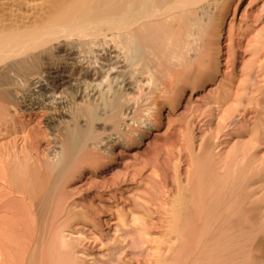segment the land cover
<instances>
[{
  "label": "bare ground",
  "instance_id": "obj_1",
  "mask_svg": "<svg viewBox=\"0 0 264 264\" xmlns=\"http://www.w3.org/2000/svg\"><path fill=\"white\" fill-rule=\"evenodd\" d=\"M232 1L233 0H0V100L4 103L16 104V106L19 105L17 111H15L16 113L15 115L13 114L12 116H10L9 114V115H5V117L4 116L1 117L2 119L4 118V121L7 120L6 122H9V117L8 119H6V116H10L12 122L19 121L20 123H22L21 126H25L26 121L33 122L39 120V117L43 116L42 114L43 111L41 110H43V108L45 107L49 108L50 110V111L47 110V112L49 113L47 112L45 113V114H50V116L49 115L48 117H46V115L44 116L47 118L46 125L55 124L56 120L59 119L57 118V116H59L58 115L59 109L62 108L63 105L62 99H64L65 97L62 98L61 100H56V98L53 100L52 97L49 104H45L42 102V100L37 101L39 98L36 100L35 97H32L33 94H31L35 88H39V91L45 89L43 77H40L41 75L38 76V73L40 72H38L39 71L38 70L37 73L34 68V66L37 64L36 63L34 64L31 60L35 58V56L38 57L40 53L43 54L47 46L52 43L54 44L58 43L59 45H62L64 41L71 42L73 40V42L74 41L79 42L80 46L76 44L77 47L79 46L78 47L79 49L77 47L76 48L74 47L76 46L75 44L73 45V47L77 50L83 48V50L81 49L82 52L80 51L81 53H85L83 52L85 50L86 54L87 53L91 54L93 57H91L92 60L90 61H93L94 58L93 61L94 65L101 64L100 66L98 65L99 67L96 66L93 67L94 69L92 71L94 73H92V71L90 72L89 70H85L86 72L84 73L87 79L88 77H96L97 75L100 77L101 75L103 76V78L101 77L102 80L100 79L101 82L98 80L99 81L98 84L97 82H95L97 84L96 86L94 87L91 86L92 88L90 90L87 89L89 90L87 93L84 92V95L86 94L85 96L88 97L90 100L93 97L96 98L95 95H97V93L101 94L102 89L103 91H105L104 88L100 86H102L103 83L107 84L111 72H115V74L118 73V71L124 72L126 68H130V69L132 68L133 70L135 69V67H137L138 64H143L138 66H143V67L145 66L148 72H151L150 71L151 69L157 70L161 66L162 67L164 66L166 68H169V70H166V72L170 71L169 74L168 73L167 74L169 76H172L173 78L169 76L167 77L173 80V84L177 85L180 82H184L183 85L179 84L182 86L178 85L180 87L178 91L179 93L176 91L174 85H173L175 88V90L173 88L174 91H172L171 88L170 91H168L167 89V92H165L166 90L162 88L163 91H160V93L158 92L159 93L158 95H156L157 94L156 92H155L156 94L152 92L154 95L157 96V97L155 96V98L153 99L155 102L153 103L156 106L153 109L157 110L156 113L159 114L149 122H147L146 120V124L142 126L143 131L134 128L137 120L136 119L137 113L135 110L136 108H133L134 106L131 105L132 102L130 101L122 102V98H126L125 96L129 94L128 91L131 88V86L127 83L126 87L124 85V89L120 88L122 92H120V90L118 91L119 93L117 95L119 97L114 102V107H115L114 115L110 117V119L112 118L111 120H108L109 122L112 121L110 131L114 132L113 134L115 135L111 133L110 134L116 137H113L110 134L106 136V138L100 137L99 135L95 134L96 132L92 131L93 130L91 129L92 126H89L88 130L87 131L85 130V132H83L84 129L78 130L79 128V127L77 128L78 125L76 127L75 126L71 127L72 126L71 124L70 126L67 124L64 125L65 124L64 123L63 124L64 128L63 127H62L63 129L61 128L63 139L61 141L57 140L60 137L58 135L59 134L58 132L57 134L52 132L54 134L52 135L50 134L52 138H49L51 142L53 139L55 141V142L53 141V143L54 144L56 143L55 145L52 143V145L57 146V144H60L57 146L59 147V150L56 148L55 150L53 148L54 150L53 149L52 150L55 153L52 154V157L49 155L50 157H46L47 159H43L44 161L43 162L41 161L42 163L40 162V159H42L40 158V156L43 150L40 153L39 159L37 158L38 156L32 154L37 152L38 154L36 153V155H39L40 152L39 150H41V149L38 150V147H40L38 146L40 140L37 139L38 137L40 138L39 136L40 134L38 133L35 134L33 132L34 131L33 129H32L33 131L29 130L28 132H26L28 133V136L26 135L24 137L25 142L23 143H25V145L23 144L24 146L22 148L18 149L14 143L13 145L11 144L12 147L6 148L5 150L3 149L4 152L0 148L1 149L0 150V180L3 182L2 185L4 187L3 189L6 190V192L2 194L3 196L0 197V211L5 210L3 212L12 215L14 218L18 216L17 220L20 217L19 223L18 222L16 223H18V227L20 226L22 227V229H24L25 227L24 232L22 231L24 233L23 237H25V239L23 238L22 239L23 242L24 241L26 242L23 243L22 252H21L22 254H24V258L22 259L23 262L20 261L19 264L21 263L22 264H83L84 263V262L81 263L82 261L79 262L78 256L81 254L78 253L81 251L78 249V243L80 240L77 236H75L76 230L75 232L74 230H71V226L74 225L73 223H76L75 221H77V217L80 216V214H82L83 216L89 214H87L86 209L84 207L82 209V206H80L78 200L76 199L78 192L76 189H74L75 178L77 176H80L86 169L91 170V172H97L99 168L103 167V169H101L103 171L113 163L119 166L120 160H121L120 162V166H121L123 162L122 161L123 157L120 156L122 154L127 153L126 152L127 150L133 148H137L136 152H140L138 148H141V146L145 144V140L150 137L149 134H154V131H156L157 133V131L159 130L161 126L160 124L162 122V121L160 122L159 115L163 103L160 101L164 99L169 100L168 102H166L165 100V102L169 104V109L167 113L169 115L170 113L174 112L175 108L178 105L179 106L181 105L182 100L185 98V95L187 94L185 93L186 91L185 87L190 85L191 88L192 87L195 88V85L197 84L198 81L197 77L200 75L197 72L199 68L196 67L194 73L192 71L194 69V65L197 64V66H199L198 62L196 61L200 62V60H202L200 58L201 57L200 55L203 56V54L206 51L204 50L205 52L202 53L203 51L201 52L200 48H202L203 46L198 48V46H196L195 43H197L196 39H198L199 37H204V35L208 31L209 26H212L210 24L211 20L213 19L212 13L218 14L219 16L218 18H220L221 20V23L220 22L218 23H219V27L221 28L219 30L217 28L218 33L216 34L217 35L216 50L213 49L215 52L214 53L215 57L213 58L215 59L214 61L215 65L213 66L214 67L213 70L212 71L210 70V73L208 72V76H209L208 80H210L211 82L218 80V74L220 71L219 66H220L221 50H222L220 43V36L222 35L221 32L223 31L224 24L230 13L228 5L232 3ZM236 9L237 6L235 7L234 16H236ZM258 20L259 18L258 19L256 18L255 24L257 23L256 21ZM67 43H65V45ZM70 44L71 43H69V45ZM202 44L204 45V43ZM191 53L195 54V56L192 55ZM207 54L206 57H208ZM197 58H199L200 60L199 59L196 60ZM151 63H153L154 65L153 64L151 65ZM151 66H153L154 68H151ZM199 67L202 68V66ZM122 68L125 69L120 70ZM202 69L204 70V68ZM103 73L105 74L103 75ZM81 75L84 78L83 73ZM123 75L125 74L123 73ZM131 75H134V73ZM151 80L153 79L151 78ZM113 81H115L114 78ZM170 82L172 83V81ZM72 83L75 84V81ZM92 83L94 84L93 81ZM14 85L16 86L21 85L22 87L24 86L26 87L25 92H23L24 88L21 87L22 90L20 89V87L18 88L22 91L21 94L22 96L20 95L21 103H19L20 99H17L19 101L17 102L16 98H13L15 97V95L12 92V86ZM128 85L129 87L127 88ZM157 86L156 85L154 86L156 87L155 89L158 88ZM159 88L157 89L158 91ZM37 93L36 95H38ZM44 94L43 95L39 94V95L44 96ZM79 96H82L81 91ZM85 96H82V98H84ZM159 98L160 99L162 98V100L158 101ZM47 100L49 101V99ZM80 100L81 99L77 101L78 104H75L76 106L75 110H77L76 112L79 115L83 114V116L84 114L85 115L89 114L88 116L90 118L91 116L95 118L96 111L92 108L93 105L91 106V104L93 103L92 102L93 99L91 100L92 103L90 105H86L87 98H86V103L83 102V104L80 103ZM81 101H83V99ZM38 104L39 106L36 107V105ZM71 105L73 106V104ZM64 112H66V110L63 111L62 114L67 116L68 112L67 113ZM76 112L74 111L73 113ZM62 116L63 115L60 116V119ZM44 117H42V119ZM59 122L58 124H60ZM143 123L145 122H142V124ZM33 128L35 129L37 127H33ZM32 132L37 136V138L32 136ZM29 139H31V141ZM33 140L35 145L32 144L31 146L30 144H28L31 143ZM146 143L148 144L149 142ZM28 146L30 147L29 148L30 150H27L26 152V148H28ZM32 147L34 148V150H32L33 149ZM103 152H105L106 158L108 159H105ZM20 153L25 154L24 155L25 157L30 156V158L32 157L36 158L33 159L34 161H32L33 166L31 163H30L31 166L29 164L27 165L26 162L30 159L27 158L28 160H26V162L22 161L23 163L22 162L21 163L24 164L25 166L27 165L28 169L24 165H20V163H18V166L20 165V167H17V165L16 166L14 165L15 167H12L13 166V164H11L12 161L14 160L15 162L17 158L19 159L22 157V155L20 157ZM101 153L103 154L105 161H103L104 159L101 158L102 157ZM90 154H91L90 157L93 156L92 158H90L91 163L84 165V161L81 159L86 160V158H88ZM99 154L101 157H99ZM37 162L41 164L40 165L41 167H39ZM37 165L38 168H34L37 167ZM106 165L108 166L106 167ZM21 166H23L22 168L24 169H22ZM113 166L115 167V165ZM39 168H42V171L39 170L41 173L38 177V175L36 174L37 171L34 169L38 170ZM117 170L118 171L121 170V172L117 174L115 173L116 176H114V180L112 179L113 185L115 186H118L119 184L122 183V181L119 179L124 174V173L122 174V169H117ZM80 171L81 173L80 175H78V172ZM215 172L212 173L215 174ZM209 174H211V171ZM36 177H38V179ZM213 179H208V181L206 182L207 188L206 187L204 188L205 193L201 192L203 195H201L202 197L201 199H199L201 201L198 204H196L197 206L194 205L195 198L193 197V193H191L192 197L186 194L188 195L189 199L186 195H185L186 197H183L184 192L182 193V195L179 194L181 195V197H178L180 198V200L178 199L177 200L180 202L178 203L176 200L174 204L170 202L172 204L171 208H168L167 206L169 205L166 204L164 201V204L167 205V206L164 205L165 207H167V212H168L167 217L170 218V221L171 220L174 221V219H177L179 223L181 222V224H179L180 227H178V229L182 230L183 231L182 233L186 232L187 230L189 231V229L195 231V232L193 231L194 233L191 231L190 232L196 234V237H194V239L197 238L196 239L197 242L194 241V243L196 244L194 246H191L193 245L191 244L190 245L191 248L188 247L190 251L189 254H187L189 258H188V262L186 263L187 264H246L247 259L245 258H250L254 251H258L261 253L259 254L260 256L258 255L259 261L260 259L264 260V214L262 212L264 211L262 210L264 206H260L256 204L257 202L255 203L253 201L254 202L253 203L251 202L252 200H250V202L253 203L255 207L250 208L253 204L252 205L250 204L251 206L249 205L250 206L249 208H247L248 205H246V207H243L244 204L243 202L246 201L245 202L246 204L247 199L249 198L244 196L243 197L244 199H242V197H239L242 200H237L236 198L231 197L234 196L233 194L232 195L230 194L228 197H226V195H228L229 192L225 193V191L227 190L222 188V185L220 183L218 182L215 183V179H216L215 175ZM215 184H217V186ZM218 184H220L221 186ZM227 184H225L226 187ZM204 186L206 185L204 184ZM181 188L182 190L184 189L183 187ZM181 188L179 187V189ZM115 189H121V187L119 188L118 186V188L116 187ZM179 189H177L178 191L177 193L182 192L179 191ZM170 191L176 192V189L175 191L174 190H170ZM253 193L254 191L251 194L250 193L249 194L253 197L252 195ZM11 194H16V196L14 195L13 197H15L17 200H19L22 203V205L20 204L21 206L18 205L19 207H17L15 204H10L15 200V198L14 200L8 198L9 195L11 196ZM110 194L112 193L110 192ZM247 194L248 193H246V195ZM155 195L157 196V194ZM113 197L116 200L117 198L116 194L113 195ZM160 199L161 198H159V200ZM240 201H242L243 204ZM239 202L241 205L239 204ZM259 202L261 203V201ZM10 205H15L18 209L17 208L13 209L14 207H10ZM119 205H122V203H118V206ZM256 205H258L259 207ZM158 206H162V205L159 204ZM140 207H141V202H139L138 199L137 200L135 199L134 204H132V206L130 205L131 209L128 207L125 208L121 207V210H119L120 211L119 215L121 216L120 219L122 220L121 222L123 223V226H119L118 229L119 232L120 230L123 232L122 233L123 235L122 234L121 235L122 237L124 236V239L127 238L126 236L127 234L128 236L129 234L132 235L136 234V237L137 236L139 237L138 240H140L142 244L139 243L136 237L134 236L133 238L130 239L131 242L130 244L133 243L132 245H135L133 247L137 249L141 247L140 249L143 252L142 247L145 245L144 243H150L151 239L147 240L149 238L144 237L145 234L147 235L150 233L149 231H145V229L147 228L144 227L146 222L145 219L141 217V215L143 216V214L145 213H140ZM146 209H148L147 211L150 213L148 217H150L151 216L150 208H146ZM98 212L100 211H97V213ZM29 216L32 219L31 221L28 220ZM87 217L88 216H86L85 219ZM102 220L103 219L101 218L95 220L94 222L91 220L94 228L100 226ZM149 221L152 222V223L150 222L148 223L150 224V226H154V225L156 226L157 223H153V221L155 220L152 221L151 219ZM173 221L171 222L173 223ZM8 222L9 221H7V223ZM171 222L169 223L171 224ZM171 226L173 227L174 225ZM174 228L177 229L176 227ZM67 231L69 232L68 234ZM183 235L186 236L185 234ZM188 236L190 238V234ZM111 239L113 241L116 238L114 239L113 237H111L110 240ZM136 241L139 243V245H137ZM191 241L193 240H190L189 243H191ZM172 246L174 245L172 244L170 246V249H173ZM113 247L114 249L111 248V250L113 251L112 254L115 256L120 253L121 249H123V246L122 248L120 246H113ZM141 251L139 250V252ZM174 251H175V246H174ZM183 252L185 253V251ZM109 253H111V251ZM255 256L257 257V253L255 254ZM112 257L110 255L109 258ZM101 260L99 261L97 260L99 264L107 263L105 262L107 259L105 261H101ZM162 261L167 262L165 260ZM263 262L262 264H264Z\"/></svg>",
  "mask_w": 264,
  "mask_h": 264
},
{
  "label": "rangeland",
  "instance_id": "obj_2",
  "mask_svg": "<svg viewBox=\"0 0 264 264\" xmlns=\"http://www.w3.org/2000/svg\"><path fill=\"white\" fill-rule=\"evenodd\" d=\"M228 6L230 13L224 24L223 31L221 32L222 35L224 36L222 35L220 36V43L222 50H221V58H220V66H219L220 71L218 74V80L214 82L208 80L209 78L208 72L210 73V70L212 71L214 68L213 66L215 65L214 64L215 59L213 58L215 57L214 50H216V42H217L216 34L218 33L217 28L218 30L221 28L219 27V23H218V22L221 23L220 18H218L219 17L218 14L212 13L213 19L212 16H211L212 20L210 19L211 20L210 24L212 26H209L208 31L205 34L206 36L204 35V37H199L198 39H196L197 43H195L196 46H198V48L203 46L202 48H200L201 52L203 51L202 53L206 51L203 54V56L200 55L201 56L200 58L202 60H200L199 58L196 59V60L198 59L200 60V62L199 61L196 62H198L199 66H202L204 70L201 67L197 66V64L194 65V69L192 71L193 73L195 72L196 67H198L199 70L202 69L200 71L199 70L197 71L200 74L197 77L199 82L197 81L195 88L194 87L191 88L190 85L185 87L186 90L185 93L187 94L185 95V98L182 100L181 105L180 106L178 105L175 108L174 112L170 113L169 115L167 114L169 109V104L166 103L169 100L164 98H163L164 100H162V98L161 99L159 98L158 101L162 100L160 102H163L159 115L160 122L162 121L159 130L157 131V133L156 131H154V134H149L150 137L145 140V144L141 146V148H138L140 152H136L137 148H133L127 150L126 151L127 153L122 154L120 156L123 157L122 160L123 162L121 166H120V162H121L120 160L119 166H117V164L114 163L110 166L106 165V167L107 166L108 167L103 171L101 170L103 169L102 167L99 168L97 172H91V170L86 169L84 171L85 173L84 172L82 173L83 175L82 174L80 175L81 171L78 172V175L80 176H77L74 181V189H76L78 192L76 199L78 200L80 206H82V209L84 207L86 209L87 214L90 215V216L86 215L88 216L87 217L89 219L88 220L87 218L85 219L86 216L80 214V216L77 217V221H75L76 223H73L75 226L74 225L71 226V230H74V232L76 230L75 236H77L80 240L78 243V249L81 251L78 253L81 254L78 256L79 262L82 261L81 263L84 262L83 264H99L98 262L99 260L102 259L101 261H105L107 259L105 261L107 262L106 264H116V263L117 264H139V263L140 264L141 263L142 264H184V263L187 264L186 262H188V258H189L187 254H189L190 251L189 248H191V246H194L196 244L194 243V241L197 242L196 240L197 238L194 239V237H196V234H193L195 231L193 230L194 231L193 232L192 230L189 229V231L188 230L186 231L189 233L186 232L182 233L183 231L178 229V227H180L179 224H181V222L179 223L177 219H174V221L171 220L173 221L172 223L170 221V218L167 217L168 214L167 207L171 208L172 207L171 205L174 204L175 200L179 203L180 201L178 200H180V198L178 197H181L183 192H184L183 197L186 196L188 197V195L192 197L191 193H193V197L195 198L194 205L198 204L201 201L199 199H201L202 197L201 195H203L202 193L203 192L205 193L204 188L205 187L207 188L206 182L208 181V179H213L214 175L218 180L217 181L215 179V183L216 182L220 183L222 185V188L227 190L225 191L223 189L225 193L229 192V194L226 195V197H228L230 194L231 195L233 194L234 196L231 197L232 198L234 197L237 200L244 199L243 198L244 196L249 198L247 199L246 204H245L246 201L243 202L245 205L242 203V201H240L243 204V207H246V205H248L247 208H249L254 202L255 203L257 202L256 204L260 206H264V10H263L264 0H233L232 3H230ZM236 6H237L236 16H234V11ZM256 18L257 19L259 18V20L256 21L257 23L255 24ZM67 42L71 43L72 46L71 44L69 45V43ZM65 43L67 44L65 45ZM202 43H204V45ZM74 44L79 45V42H75V41L73 42V40L71 42L64 41L62 45H59L58 43L55 44L52 43L47 46L48 49L46 48L47 51L45 49L43 54L40 53L38 57L36 56L35 58L32 57L35 60V62L33 59L31 60L34 64L35 63L37 64L35 65L36 67L34 66L35 71L37 72L39 70L38 72L40 73L37 72L38 76L41 75L40 77H43L44 80L43 82L45 84V89L42 91H39V88H35L34 91H32L31 93L33 94L32 97H35L36 100L39 98L37 101L42 100V102L45 104H49L52 97L53 100L55 98L56 100H61L62 98L65 97L64 98L65 101L64 99H62L63 105L61 104L63 109L62 108L59 109V114H58L59 116H57V118L60 119V116L63 115L64 118L62 116L60 120L57 119L55 122L56 125L55 124L46 125L47 124L46 117H48V115L50 116V114H45V113L47 112V110L48 111L50 110L49 108L45 107L43 108V110H41L43 111L42 112L43 116L39 117V120L41 122L39 120H37L39 122L26 121L27 120L26 119L25 120L26 127L21 126L22 123H20L19 121L12 122L10 119V116L16 114L15 111H17L19 105L16 106V104L4 103L0 100L1 101L0 103L2 104V107L0 104L1 107L0 108V148L2 150L12 147L13 143L16 145L18 149L22 148L25 145V143H23L25 142L24 137L26 135L28 136V133L26 132L33 129L34 131L33 130L32 131L35 134L36 133L40 134L39 135L40 138L39 137L37 138V136L32 132V136L40 140V142L38 143V146H40L38 147V150L39 149L41 150H39L40 152L38 151L39 155H36L37 152L35 151L37 150L33 151L35 153L32 154L38 156L37 158L39 159L40 153L43 150L40 156V158H42L40 159V162L41 161L43 162L44 161L43 159H47L46 157H50V156L52 157V154L55 153L53 152L55 148L59 150V147L57 146L60 144L54 146L56 143L55 144L53 143L54 141L53 139L51 142L49 138H52L51 135L54 133L57 134L58 132L59 133L58 135L60 137L57 136L59 137L57 140L61 141L63 139L61 130L64 128V125L66 124L67 125L71 124L72 125V126L70 125L71 127L73 126L76 127L78 125L77 126V128L79 127L78 130L84 129L83 132H85V130L87 131L89 126H92L91 129H93L92 131L96 132L95 133L96 135L106 138V136H108L110 133L111 134L114 133L110 131L112 121L109 122L108 120H111L112 118L110 119V117L114 115L115 112L114 102L119 97L117 95L119 93L118 91L120 90V92H122L121 89H124V85L126 87L127 83L131 86L130 90L128 91L129 94L125 96L128 100L126 98H122V102L123 101L132 102V104L131 103L130 104L134 106L133 108H136L135 109L137 113L136 119L138 120V121L136 120V124L134 128L143 131L142 126L146 124V120L147 122H149L159 114L156 113L157 110L153 109L156 107L154 105L155 102L153 100L155 96L158 95L160 91H163L162 88L166 90L165 92H167V89L168 91H170L172 88V91H174L176 88V91L178 92L180 89L179 86H182L184 83V82L179 83L182 85L173 84V80L169 78V77L171 78L173 77L168 75L170 71L166 72V70H169V68L161 66L162 67L161 69V67L159 66L160 68H158L157 70L151 69L150 70L151 72H148L145 66L144 67L138 66L143 64H138L137 67H135V69L137 68L136 69L137 71L135 69L132 70V68L131 69L126 68L127 71L125 70L124 72L118 71V73L116 74L115 72H111L109 80L111 77L112 78L110 82L108 80L107 84L103 83L102 86H100L104 88L105 91H103V89L101 88L102 89L101 94L97 93V95H99L100 97L95 95L96 98L95 97L91 98V100L93 99L92 100L93 103H92L91 100L85 96L86 94L84 95V92L87 93L92 87L96 86L99 83V81L101 82L103 76L101 75L102 77L101 78L100 76L97 75L96 77H88L87 79L84 73L86 72L85 70H89L91 72L94 69L93 68L94 66L99 67L101 64L94 65L93 64L94 58L93 61H90L92 60L91 57L93 56L88 53L86 54L85 50L83 51L85 53H81L82 52L81 49L83 50V48L77 50L75 49L77 45L74 46L75 47L74 48L73 47ZM193 53L191 54L195 56V54ZM206 54L208 55V57H206ZM152 64L153 63H151V65ZM151 68L154 67L151 66ZM124 69L125 68H122L120 70H124ZM131 71L134 73V75H131L133 74ZM82 73L84 78L81 75ZM92 73L94 72L92 71ZM123 73L125 75H123ZM104 74L105 73H103V75ZM150 76L153 80H151ZM79 78L81 79V81ZM113 78L115 81H113ZM169 79L170 81H172V83L169 81ZM74 81L75 84L72 83ZM92 81L94 82L95 85L92 83ZM95 82H97V84ZM154 84L156 86L158 85L157 87L158 88L160 87L161 90L160 88L159 91L157 90L158 88L155 89L156 87H154L155 86ZM129 85L127 86V88L129 87ZM173 85L175 86V88ZM19 87L21 90L22 88H24L23 92L26 91L25 86L24 87H22L21 85L12 86V92L15 95V97L13 96L12 97L16 98V100L20 99V97L22 96L21 95L22 91L18 89ZM85 89L86 90L89 89V90L86 91ZM80 91L82 92V96H85L87 98L86 105H90L92 103L91 106L93 105L92 108L96 111L95 118L91 115L90 118L88 116L89 114L86 115L84 114V116L83 114L82 115L80 114L81 115L80 116L76 112L77 110H75L76 107L75 104H78L77 101H79V99L81 100L83 99V101L80 100L81 104H83V102L86 103V98L84 97L85 98L84 99L82 98V96H79ZM150 92L151 93L156 92L157 94L155 93L156 95H154L153 93L151 94ZM36 93L38 95H36ZM44 93H46L47 96ZM39 94L42 95L44 94L45 97ZM40 96L41 98L42 97L44 98L41 99ZM78 96L81 98H79ZM47 99H49V101ZM19 101L17 100V102L21 103V99ZM71 104H73L74 107ZM38 106L39 104L36 105V107ZM65 110L66 112L64 113L68 112L67 116L62 114V112ZM74 111L76 113H73ZM9 114L10 116H6V119H8L9 117V122H6L7 120L4 121V118L3 119L1 118ZM45 115L46 117H44ZM42 117L44 118L42 119ZM57 121L58 122L60 121L59 122L60 124H58ZM66 121L69 123H67ZM142 122L145 123L142 124ZM33 127H37L35 128L36 131ZM31 139L29 140L31 141ZM32 142L28 144H30L31 146L32 144L35 145L34 140ZM146 142H149L148 144L150 146ZM52 143L54 145H52ZM29 146L28 148H26V152L27 150H30ZM32 150H34V148ZM135 152L138 154H136ZM22 153H20V157L22 155V157L19 158L20 160L18 158L16 159L17 162L15 160L17 164L14 162V160L13 161L11 160L12 161L11 164H13L12 167H15L16 165L17 167H20V165H24L22 164L23 162H26V160H28L27 158H30V156L25 157L24 156L25 154ZM103 154L105 159H108L106 158L105 152H103ZM103 154L101 153L102 157L99 154V157H101L102 159H104ZM90 156L91 154L89 155L88 158H86V160L81 159L84 161V165L91 163L90 158H92L93 156L92 157ZM33 159L36 158L33 157L30 158L28 160L29 163L28 161L26 162L27 165L28 164L30 165V163L32 164V161H34ZM105 159L103 161H105ZM18 163H20L19 166ZM27 165L24 166L27 168ZM38 165L39 167H41L40 166L41 164L38 163ZM38 165L37 167L34 168H38ZM113 165H115V167ZM22 167L23 166H21V168ZM116 168L122 169V174L124 173L119 179L122 181V183L118 185L119 188L121 187V189H115L116 187L118 188V186L113 185L114 176H116L115 173L117 174L121 172V170L118 171ZM34 170L37 171L36 174L39 177L42 168H39L38 170L37 169ZM210 171L211 174L213 175L209 174ZM212 172H215V174ZM38 177L36 178L38 179ZM221 182L224 183L222 184ZM204 184L206 186H204ZM225 184H227V187L225 186ZM2 185L3 182L0 180V193H1L0 197H2L3 196L2 194L6 192V190L3 189L4 187ZM215 185L217 186V184ZM179 187L180 188L183 187L184 189L183 190L182 188L179 189ZM175 189L176 192L170 191V190L175 191ZM177 189H179V191L182 192L177 193L178 192ZM253 191L254 193L252 194L253 195L252 197L250 194ZM110 192L112 194H110ZM245 192L248 194L250 193L249 196L248 194L246 195ZM114 193L117 196L116 200L113 197V195H115ZM155 194H157V196ZM174 194L175 195L177 194L176 195L177 197ZM14 195L16 196V194H11V196L9 195L8 198L14 200L15 198L13 197ZM239 197H242V199H240ZM159 198L161 199L159 200ZM135 199L136 200L138 199V201L141 202L140 213L146 214V215L143 214V216L141 215V217H143L146 222L145 224L146 226L144 225V227L148 228V229L146 228L145 231H149L150 234L147 235L145 234L144 237L149 238L147 240L151 239L150 243H144L145 245L144 246L142 245L143 252L140 249L141 247L137 249L133 247L135 246L132 245L133 243L130 244L131 243L130 239L133 238V236L136 237V234L135 235L129 234V236L127 234L126 235L127 238L124 239V236L122 237L123 232L121 230L119 232L118 229L119 226H123V223L121 222L122 220L120 219L121 216L119 215L120 213L119 210H121V207L130 208V205L132 206V204H134ZM118 200H120L121 202ZM248 200L249 202L250 200H252L251 202L253 201L254 202L249 203ZM164 201L169 206L164 204ZM259 201H261V203ZM118 203H122V205L118 206ZM10 204H15L17 207L22 205V203L16 198ZM159 204H161L162 206H158ZM15 205H10V207H14L13 209H15L17 208ZM164 205L167 207H165ZM252 207H255V205L253 204L250 208ZM146 208H150L151 218L148 217L150 213L147 211L148 209ZM262 210H264V207ZM3 211H0V264H19L20 261L23 262L22 259L24 258V254H22L21 252H22L23 243L26 242V241L23 242V239H25V237H23L24 235L23 232L25 230V227L24 229H22V227L20 226L18 227L20 217L17 220L18 216L14 218L12 215H9ZM97 211H100L98 212L100 214H98ZM262 212L264 214V211ZM4 217L6 218V220ZM28 218L27 219L29 221L32 220L30 216ZM99 218L103 219L101 225L98 226L100 228L98 227L94 228V226L92 225V221L94 222ZM148 219L149 220L152 219V221L155 220L153 221V223H157L158 225L156 224V226L155 225L150 226V224H148L150 222ZM1 221H3L4 223ZM7 221L9 222L7 223ZM169 222H171V224ZM171 225L174 226L172 227ZM174 227H176L177 229H175ZM190 231L193 233H191ZM68 233L69 232L67 231V234ZM183 234H185L186 236H184ZM187 234L188 235L190 234V238ZM110 236L116 239L112 241V239L110 240L111 238ZM136 239L138 240L139 237L137 236ZM190 240L193 241L189 243ZM124 241L125 244L127 243L126 245L124 244ZM138 242L141 243L140 240H138ZM138 242L136 241L137 245H139ZM172 244L175 246V251H174V246H172L173 249H170V246ZM121 245L123 246V249H121L122 251L120 250V253L116 255L117 256L116 257L115 255L112 254L113 251L111 250V248L114 249L113 246H120L122 248ZM186 247L189 248L187 249ZM139 250L141 252H139ZM110 251L111 253H109ZM183 251H185V253ZM256 253H257V257L255 256ZM259 254L261 253L258 251H254L250 258H245L247 259L246 264H250V263L259 264V262L260 264H262L264 260L260 259L259 261V256H260ZM110 255L111 257L112 256L113 257L109 258ZM162 260H165L167 262H163Z\"/></svg>",
  "mask_w": 264,
  "mask_h": 264
}]
</instances>
